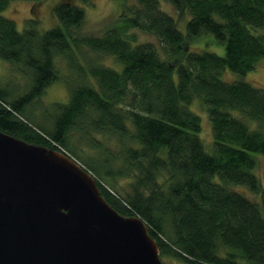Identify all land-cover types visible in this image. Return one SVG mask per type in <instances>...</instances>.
Here are the masks:
<instances>
[{
  "label": "trees",
  "instance_id": "trees-1",
  "mask_svg": "<svg viewBox=\"0 0 264 264\" xmlns=\"http://www.w3.org/2000/svg\"><path fill=\"white\" fill-rule=\"evenodd\" d=\"M12 1L0 0V57L28 59L33 81L16 100L0 90V130L80 157L118 213L144 220L160 256L264 264V182L255 172L264 159V88L221 77L225 69L244 75L264 58V0H118L120 13L99 35L81 33L84 10L69 0L53 8L59 25L41 31L31 17L19 31L2 15ZM131 29L157 43L138 41ZM206 33L224 54L190 49ZM97 55L113 56L121 69ZM56 56L75 74L63 79L68 100L51 103L40 125L24 108L61 77ZM195 102L210 121L211 151L198 135ZM119 178L127 179L125 194Z\"/></svg>",
  "mask_w": 264,
  "mask_h": 264
},
{
  "label": "water",
  "instance_id": "water-1",
  "mask_svg": "<svg viewBox=\"0 0 264 264\" xmlns=\"http://www.w3.org/2000/svg\"><path fill=\"white\" fill-rule=\"evenodd\" d=\"M0 264L164 263L144 220L75 158L0 130Z\"/></svg>",
  "mask_w": 264,
  "mask_h": 264
},
{
  "label": "rangeland",
  "instance_id": "rangeland-1",
  "mask_svg": "<svg viewBox=\"0 0 264 264\" xmlns=\"http://www.w3.org/2000/svg\"><path fill=\"white\" fill-rule=\"evenodd\" d=\"M63 0H40L38 3H33L30 0H14L11 4L2 11V15L12 19L17 26L19 31H22L26 26V20L35 17L39 21V27L41 31H44L55 25H59V20L55 15L53 8L54 6ZM73 4L81 6L84 10V18L80 24V31L87 35H99L106 28L110 27L116 20L118 14L120 13L121 7L118 0H69ZM129 5L134 3L135 0H125ZM35 4V6H33ZM162 7L171 12L174 16L177 15L175 10L166 3H162ZM185 18L182 17L177 20L179 28L185 32ZM138 41H152L157 43L156 38L146 32L138 29H131ZM259 33L264 34V27L259 29ZM191 50H210L217 54H224V46L215 41L214 36L211 33H206L198 37L196 41L189 45ZM95 57L94 54H90ZM100 62L106 65L112 66L115 69H121V63L118 62L113 56H98ZM80 59V57H79ZM81 62L84 60L81 59ZM29 60L24 63L23 61H8L0 57V90L5 91L9 94L7 97L9 100L14 98V100L19 97L24 96L29 93L32 85V73L31 66L28 64ZM55 65L61 77L56 81L51 82L47 85L41 94L33 96L29 102H26L24 110L29 113L36 122L40 125L48 124V114L49 105L54 102H66L69 97L68 85L63 80L65 78L74 77L75 71L69 67L67 61L62 56H56ZM222 79L230 81L231 79L243 78L244 80L250 82L253 85L261 86L264 88V58H262L254 70L247 72L244 75L233 72L229 69H225L222 73ZM192 109L195 110L200 115L201 118V130L198 133L199 137L202 139L204 146L207 151L212 149V133L211 126L208 116L205 110H202L200 105L195 102L192 105ZM68 155H70L68 153ZM72 156V155H71ZM77 156V154H76ZM78 157V156H77ZM259 158V155H257ZM75 158V157H73ZM76 159V158H75ZM81 160L80 157H78ZM80 163V161H78ZM82 161V160H81ZM82 166L83 164L80 163ZM264 159L260 158L255 172L264 182L263 177ZM103 181V180H102ZM106 183V182H105ZM118 189H120L122 194H125L128 187V182L126 178H119L117 180ZM235 189L242 190L249 198L257 200V196L248 191L246 188L237 186ZM164 264H185L184 262L169 256H160Z\"/></svg>",
  "mask_w": 264,
  "mask_h": 264
}]
</instances>
